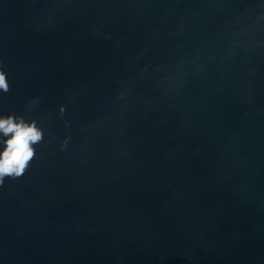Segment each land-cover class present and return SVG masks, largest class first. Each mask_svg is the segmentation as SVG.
Wrapping results in <instances>:
<instances>
[{"label":"water","instance_id":"water-1","mask_svg":"<svg viewBox=\"0 0 264 264\" xmlns=\"http://www.w3.org/2000/svg\"><path fill=\"white\" fill-rule=\"evenodd\" d=\"M0 66V264H264V0H0Z\"/></svg>","mask_w":264,"mask_h":264},{"label":"clouds","instance_id":"clouds-1","mask_svg":"<svg viewBox=\"0 0 264 264\" xmlns=\"http://www.w3.org/2000/svg\"><path fill=\"white\" fill-rule=\"evenodd\" d=\"M9 91L7 73L0 66V93ZM60 112L63 114L64 109ZM44 134L36 119L26 120L15 114L0 115V186L5 179L15 180L27 172L36 156V146L43 143Z\"/></svg>","mask_w":264,"mask_h":264}]
</instances>
